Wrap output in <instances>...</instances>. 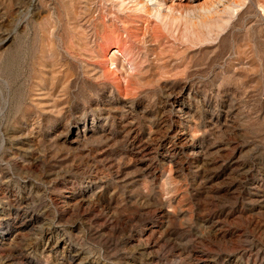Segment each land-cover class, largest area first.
Here are the masks:
<instances>
[{
  "label": "rangeland",
  "instance_id": "rangeland-1",
  "mask_svg": "<svg viewBox=\"0 0 264 264\" xmlns=\"http://www.w3.org/2000/svg\"><path fill=\"white\" fill-rule=\"evenodd\" d=\"M111 2L0 0V264H264V0L124 70Z\"/></svg>",
  "mask_w": 264,
  "mask_h": 264
},
{
  "label": "bare ground",
  "instance_id": "bare-ground-1",
  "mask_svg": "<svg viewBox=\"0 0 264 264\" xmlns=\"http://www.w3.org/2000/svg\"><path fill=\"white\" fill-rule=\"evenodd\" d=\"M166 1L112 0L111 7L116 11V16L112 19L114 23L100 24L104 28L102 39H115L114 52L109 55V60L118 63V69L124 70L125 67L124 63L119 61V56L124 54L122 44L133 42L145 45L151 41L158 45L161 40H181L185 35L189 40H196L198 33H205L217 39L222 36L224 25H229L231 20L246 11L250 5L249 0H181L188 3L179 9L172 5L174 3L166 6ZM257 4L258 12L264 16V3ZM119 32L123 33L125 38ZM132 78L130 77L127 88H131Z\"/></svg>",
  "mask_w": 264,
  "mask_h": 264
}]
</instances>
